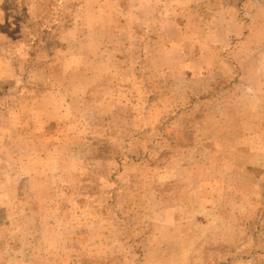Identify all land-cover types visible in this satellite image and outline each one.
<instances>
[{"label": "rangeland", "instance_id": "obj_1", "mask_svg": "<svg viewBox=\"0 0 264 264\" xmlns=\"http://www.w3.org/2000/svg\"><path fill=\"white\" fill-rule=\"evenodd\" d=\"M0 264H264V0H0Z\"/></svg>", "mask_w": 264, "mask_h": 264}]
</instances>
